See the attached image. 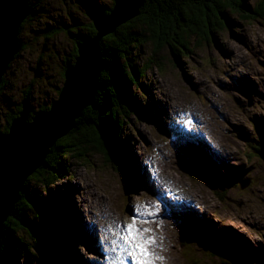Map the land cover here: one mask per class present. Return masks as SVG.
Returning <instances> with one entry per match:
<instances>
[{"label": "rangeland", "instance_id": "374dc122", "mask_svg": "<svg viewBox=\"0 0 264 264\" xmlns=\"http://www.w3.org/2000/svg\"><path fill=\"white\" fill-rule=\"evenodd\" d=\"M116 3L31 1L32 12L18 35L20 49L2 80L0 131L21 102L28 101L35 115L59 98L66 63L75 62L76 39L90 32L95 14ZM235 12H229L233 26L219 29L212 41L192 39V52L181 51L177 59L162 48L156 55L161 66L149 64L139 84L129 83L126 89L145 108L141 116L131 111L119 119L129 177L93 150L83 161L64 159L70 169L49 184L52 193L59 188V198L65 193L69 232L48 223L36 208H26L28 221L60 245L47 250L35 234L9 220L21 248L31 253L26 258L22 251L21 264H65L55 249L76 264H108L111 257L115 264H134L116 237L132 224L142 239L154 240L148 245L152 264H264V17L250 20ZM146 46L131 55L138 67L154 56L153 47ZM169 122L179 132L167 131ZM194 150L202 160L190 155ZM24 187L47 195L37 179L26 180ZM187 222L211 231L210 237L183 239ZM123 250L116 259L114 251Z\"/></svg>", "mask_w": 264, "mask_h": 264}, {"label": "trees", "instance_id": "16d2710c", "mask_svg": "<svg viewBox=\"0 0 264 264\" xmlns=\"http://www.w3.org/2000/svg\"><path fill=\"white\" fill-rule=\"evenodd\" d=\"M142 1L137 16L119 26L115 33L105 35L101 39L100 49L105 62V69L99 75V89L94 104L86 107L81 116L74 120L75 127L72 131L57 140L55 145L51 147L45 159V165L39 167L28 177L27 180L34 178L43 186H46L47 195L42 196L37 194V191L29 193L25 190V187L23 188L20 199L15 204L13 215H10L5 222L0 241V264H21L19 258L22 251H24L26 258L31 254L29 249L21 248L22 242L14 236L13 228L7 225L11 218L15 219L16 224L21 229H26L33 238L35 234L42 243L46 244L47 250L52 251L50 248L55 247L56 243L60 245V240L56 241L57 239L47 236L42 228L34 226L30 220L28 221L25 210L29 207L30 209L32 207L36 208L38 212L48 218L49 223L55 226L65 220L64 198L66 197L63 198L65 193L62 192L63 194L59 198V188L54 189L52 193L49 187V184H55L57 175L64 174L70 169L67 162H63L64 159H69L71 163L83 161L94 150L104 154L112 165L129 166L127 156L122 151L124 145L121 143H125V140L120 136L121 125L124 122L119 119L121 115L127 118V114L131 111L133 114L137 113L138 116H141L144 114V109L139 108L138 101L134 100L135 94L126 88L129 83L139 84L140 77L148 71L151 65L161 66L156 59V55L162 48H168L176 59L181 51H184V54L187 55L192 52L190 49L192 39L203 38L208 43L214 39L213 37L219 29L231 28L234 19L229 14L237 13L235 11H238V9L243 12L245 19L254 20L264 17V0L263 2L260 1V4L253 5L247 3V0ZM112 9L113 5L104 14L97 13L93 17L109 15ZM89 31L85 35L81 34V37L78 36L79 38L76 39L74 58L78 53L77 44L82 40V37L96 34L93 21L89 25ZM146 45L153 47L152 54L154 56H147V61L143 63L142 67H138L131 61V55L133 50L138 51L142 47H147ZM151 58H154V61ZM68 63L71 62L66 64ZM3 87L4 83L2 82L0 92ZM21 105L22 102L13 113L9 114L7 126L2 132L8 131L10 123L21 110ZM48 108L45 107V109ZM29 115L32 118L34 113ZM122 135L129 137V135L123 133ZM19 202L23 203L24 208H22V205L20 208H16ZM188 229L197 230L199 235H196L200 238L206 237L208 239L207 237L211 235V231L206 232L204 229L197 227ZM213 243L218 244L216 241ZM218 247L222 252L225 251L224 246L221 244ZM55 255L63 260L65 264H69L68 253L55 249Z\"/></svg>", "mask_w": 264, "mask_h": 264}, {"label": "water", "instance_id": "95a60500", "mask_svg": "<svg viewBox=\"0 0 264 264\" xmlns=\"http://www.w3.org/2000/svg\"><path fill=\"white\" fill-rule=\"evenodd\" d=\"M30 1L0 0V84L20 49L18 35L22 23L32 12ZM141 5V0H117L109 15L95 17L93 24L96 34L82 37L77 44L78 53L75 62L66 65L65 82L59 98L48 109L36 112L32 118L28 101H25L8 131H0V241L4 224L8 216L14 213L25 181L45 165L51 147L72 131L74 120L81 116L82 111L94 104L99 75L105 69L101 39L115 33L120 25L137 16ZM118 167L123 168L129 177L123 165ZM56 226L69 232L66 221Z\"/></svg>", "mask_w": 264, "mask_h": 264}, {"label": "snow or ice", "instance_id": "6c2138e0", "mask_svg": "<svg viewBox=\"0 0 264 264\" xmlns=\"http://www.w3.org/2000/svg\"><path fill=\"white\" fill-rule=\"evenodd\" d=\"M121 239L125 243V250L132 256L134 264H152L150 257L153 253L149 251L148 245L154 243V240L142 239L134 224L127 226L126 234Z\"/></svg>", "mask_w": 264, "mask_h": 264}, {"label": "bare ground", "instance_id": "6f19581e", "mask_svg": "<svg viewBox=\"0 0 264 264\" xmlns=\"http://www.w3.org/2000/svg\"><path fill=\"white\" fill-rule=\"evenodd\" d=\"M152 1H153V0H152ZM141 2H143V1L141 0ZM157 7H158V6H157ZM22 107H23V105H22ZM167 131H169V130H167ZM171 132H173V130H172ZM198 158H199V157H198ZM199 159H201V158H199ZM201 160H202V159H201ZM156 176H157V175L154 174L152 177L156 178ZM23 188H24V187H23ZM20 196H21V195H20ZM19 199H20V198H19ZM19 199H18V200H19ZM17 202H18V201H17ZM182 202H183V201H182ZM184 203H185V202H184ZM178 204H181V202H179ZM9 216H10V215H9ZM9 216H8V217H9ZM148 217H149V216H148ZM7 219H8V218H7ZM141 219H143V218H142V215H141ZM142 221H143V220H142ZM48 223H49V222H48ZM55 227H56V226H55ZM124 227H125V226H124ZM117 233H118V234L116 235L117 239H118V240H121V242H122L123 240L121 239V238H122V237H121V233H126V230L123 231L122 229H120V231H118ZM97 237H98V236H97ZM116 246H118V245H116ZM112 251H113V249H112ZM110 255H111V254H110ZM121 255H122V256L125 255L124 250H123L122 253H115V251H114V256H115L116 259L119 258V256H121ZM99 257H100V256H99ZM124 257H125V256H124ZM125 258H126V257H125ZM132 259H133V258H130V257H129V261H131ZM108 261H109L108 264H115V262H116V261L113 262V257H111V259H109ZM118 264H121V262L118 263Z\"/></svg>", "mask_w": 264, "mask_h": 264}]
</instances>
